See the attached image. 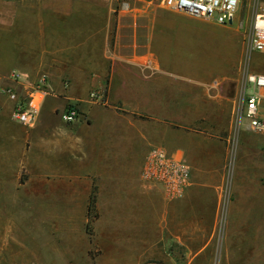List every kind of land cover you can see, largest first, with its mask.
Returning a JSON list of instances; mask_svg holds the SVG:
<instances>
[{
	"label": "crops",
	"instance_id": "crops-1",
	"mask_svg": "<svg viewBox=\"0 0 264 264\" xmlns=\"http://www.w3.org/2000/svg\"><path fill=\"white\" fill-rule=\"evenodd\" d=\"M116 2L30 0L31 12L15 16L12 56L0 53L14 63L0 84H12L17 69L22 93L48 75L49 94L30 128L12 119L15 102L0 89V181H18L25 167L37 182L33 203L68 217L34 229L33 260L264 264V134L243 136L248 149L232 176L219 237L238 84L213 77L228 68L226 61L182 62L174 54L192 37L191 26L206 21L157 6L127 14L116 11ZM95 90L105 92L107 104L91 99ZM70 103L80 113L74 122L61 118ZM154 146L190 164L183 197L169 198L141 179Z\"/></svg>",
	"mask_w": 264,
	"mask_h": 264
},
{
	"label": "rangeland",
	"instance_id": "rangeland-1",
	"mask_svg": "<svg viewBox=\"0 0 264 264\" xmlns=\"http://www.w3.org/2000/svg\"><path fill=\"white\" fill-rule=\"evenodd\" d=\"M160 1L153 0L152 6L161 7ZM263 2L264 0H241L235 18L231 23L225 25L216 24L206 18H196L206 22H197L196 26L192 25L189 30L192 32V37L184 44L183 48L174 52L177 60L182 62H197L199 64L228 62V68L215 71L213 77L228 76L237 82L234 108L245 65H249L251 71H264V55L257 52H252L250 55L247 51V38L251 32L254 14ZM30 12V0H0L1 58L6 55L12 56L14 52L10 35H13L14 32L15 16L17 18V14ZM191 18L178 16L175 19L195 21ZM12 67H14V63L11 60L0 59V83L4 80L7 70ZM3 86L5 85L0 84V89ZM246 134L259 135V133L246 128L244 123L237 130L233 110L231 137L228 145L227 178L232 179L241 155H244L242 150L248 149L243 139ZM27 172L25 167H22L18 181H0V264H45V262L34 261L31 256L30 248L34 229L47 225L53 226V224L61 225L68 219L65 214L63 217V214L47 213L44 210L45 206L37 207L36 203H33L35 198L31 197L30 192L33 188H37V182L28 180ZM39 199L36 200L39 201ZM86 230L92 239L94 228L91 218L86 220ZM217 230L218 236L222 237L223 227L219 225ZM90 263L89 261L87 264Z\"/></svg>",
	"mask_w": 264,
	"mask_h": 264
},
{
	"label": "built area",
	"instance_id": "built-area-1",
	"mask_svg": "<svg viewBox=\"0 0 264 264\" xmlns=\"http://www.w3.org/2000/svg\"><path fill=\"white\" fill-rule=\"evenodd\" d=\"M116 11L127 14H140L152 6L153 0H118ZM241 0H161L160 6L185 13L195 18H206L219 25L229 24L235 18ZM247 51L264 53V2L258 6L254 14L251 32L247 38ZM13 83L6 85L1 92L15 102L12 119L19 124L33 127L39 115L40 101L49 94L47 88L48 75L40 74L35 84L20 93L21 73L13 69L9 76ZM90 97L100 104H107L105 92L92 91ZM264 73H257L245 65L242 72L241 87L234 108L237 130L241 124L257 133L264 134ZM79 109L75 103H70L61 112V118L66 122H74L79 117ZM140 177L144 182L157 184L167 197L181 198L185 195L191 183V166L182 156L168 153L159 146L152 147L142 166ZM232 179L227 178L222 191L219 206V225L226 222L227 211L232 195Z\"/></svg>",
	"mask_w": 264,
	"mask_h": 264
},
{
	"label": "trees",
	"instance_id": "trees-1",
	"mask_svg": "<svg viewBox=\"0 0 264 264\" xmlns=\"http://www.w3.org/2000/svg\"><path fill=\"white\" fill-rule=\"evenodd\" d=\"M93 208H94V197H91L90 213H89V215H91V216H92Z\"/></svg>",
	"mask_w": 264,
	"mask_h": 264
}]
</instances>
